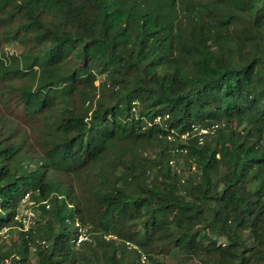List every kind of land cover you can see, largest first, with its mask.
Returning <instances> with one entry per match:
<instances>
[{
  "label": "trees",
  "instance_id": "1",
  "mask_svg": "<svg viewBox=\"0 0 264 264\" xmlns=\"http://www.w3.org/2000/svg\"><path fill=\"white\" fill-rule=\"evenodd\" d=\"M3 229L0 264H264V0H0Z\"/></svg>",
  "mask_w": 264,
  "mask_h": 264
},
{
  "label": "rangeland",
  "instance_id": "2",
  "mask_svg": "<svg viewBox=\"0 0 264 264\" xmlns=\"http://www.w3.org/2000/svg\"><path fill=\"white\" fill-rule=\"evenodd\" d=\"M5 51L6 54L11 56H19L23 53V46L19 44L18 42H10L7 45H5ZM27 79V77H26ZM97 84L100 82L97 81ZM141 148L140 150H142ZM158 147L156 145L153 146H146L145 151L142 152L143 156H149L154 155L157 151ZM176 160L179 162L176 164L178 168H185V161L186 156L183 155H177ZM193 170V168H192ZM189 169H186V173H188ZM18 214L17 219L23 224V230H28L31 227H34L37 225L38 221H42L43 217L41 214V209L39 207V204H36L33 200L30 198V194L27 193L23 199L20 202V206L18 208ZM4 234V236L0 237V244L5 247V249H10L11 251L14 250V244L19 242V231L14 229L13 232L7 231V229L0 230V236ZM110 236H107L109 238ZM44 244V241L42 242ZM76 249H80L81 247L75 245ZM30 262L34 263L36 260V255L34 252V248L31 249L30 256H29ZM156 261H158V264H203L202 261L197 257H188L184 254L180 253H173L168 256H158L155 260H148L144 257L140 258L135 262V264H156Z\"/></svg>",
  "mask_w": 264,
  "mask_h": 264
},
{
  "label": "built area",
  "instance_id": "3",
  "mask_svg": "<svg viewBox=\"0 0 264 264\" xmlns=\"http://www.w3.org/2000/svg\"><path fill=\"white\" fill-rule=\"evenodd\" d=\"M167 118H168V115H165V116L158 115L155 118V122L165 125L164 120ZM218 127H219V124L217 123L211 124L209 126L194 123L192 124L191 131L182 134L181 137L186 138L190 136V133H192L193 136L198 137L199 143H203L204 137L206 135L213 134ZM172 138H173V135L170 134L169 139H172ZM47 207H49V204H47ZM71 222L72 221L69 220V223ZM74 225L77 227L78 233L76 237L73 238L72 242L75 245L80 246L83 242H85L86 240H89L88 227L83 225L79 220H75Z\"/></svg>",
  "mask_w": 264,
  "mask_h": 264
}]
</instances>
